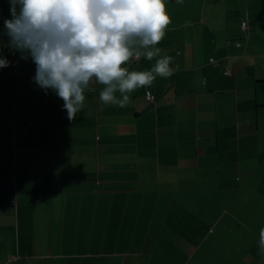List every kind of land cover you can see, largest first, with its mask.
Returning <instances> with one entry per match:
<instances>
[{
	"label": "crops",
	"instance_id": "obj_1",
	"mask_svg": "<svg viewBox=\"0 0 264 264\" xmlns=\"http://www.w3.org/2000/svg\"><path fill=\"white\" fill-rule=\"evenodd\" d=\"M165 4L172 75L123 107L93 84L69 120L9 47L0 0V264H127L115 252L137 247L140 264H188L207 224L199 264H264V0Z\"/></svg>",
	"mask_w": 264,
	"mask_h": 264
},
{
	"label": "clouds",
	"instance_id": "obj_2",
	"mask_svg": "<svg viewBox=\"0 0 264 264\" xmlns=\"http://www.w3.org/2000/svg\"><path fill=\"white\" fill-rule=\"evenodd\" d=\"M4 21L9 47L36 65L35 82L64 101L69 120L85 107L86 93L102 85L101 105L123 107L131 94L173 73L158 47L172 23L165 0H10ZM155 59L147 71H130L132 58ZM9 62L0 58V68ZM119 94V95H117ZM264 255V227L259 229Z\"/></svg>",
	"mask_w": 264,
	"mask_h": 264
},
{
	"label": "rangeland",
	"instance_id": "obj_3",
	"mask_svg": "<svg viewBox=\"0 0 264 264\" xmlns=\"http://www.w3.org/2000/svg\"><path fill=\"white\" fill-rule=\"evenodd\" d=\"M195 19L196 16L194 17ZM208 224L206 225V227L204 229H200L199 232L202 234V236L200 237V239L196 240V254L194 255V261L192 263H190L188 257L186 256V261L188 262V264H199L197 262V259L200 257L201 252L199 251V249L202 248L203 245V241L205 240V238L208 237ZM128 253H130L129 251H126ZM215 254L210 255L212 258L214 257ZM115 256L117 260H120L122 262L125 261V259L127 258V264H140L141 260L144 259V254H141V250L137 247V253L135 254H125V251H119V252H115ZM202 256V255H201ZM10 257V256H9ZM171 257L170 255L164 254V258H169ZM229 258L232 262V264H235V255H229ZM214 259V258H213ZM149 261H153L156 260L155 256H152L148 259ZM215 264V263H214Z\"/></svg>",
	"mask_w": 264,
	"mask_h": 264
},
{
	"label": "built area",
	"instance_id": "obj_4",
	"mask_svg": "<svg viewBox=\"0 0 264 264\" xmlns=\"http://www.w3.org/2000/svg\"><path fill=\"white\" fill-rule=\"evenodd\" d=\"M246 27H247V23L243 22V28H246ZM237 46L240 47L241 44L238 43ZM141 59H142V57H140L138 59L137 58H132L129 63H135V62L140 61ZM211 62L215 63L213 59L211 60ZM13 65L17 66L18 65V60L13 61ZM227 74H231V71H230L229 68L227 69ZM146 97H147V100L150 101V102H153L155 100V96L153 95V93L150 90H148L146 92ZM15 259H16V257H11V260H15Z\"/></svg>",
	"mask_w": 264,
	"mask_h": 264
},
{
	"label": "water",
	"instance_id": "obj_5",
	"mask_svg": "<svg viewBox=\"0 0 264 264\" xmlns=\"http://www.w3.org/2000/svg\"><path fill=\"white\" fill-rule=\"evenodd\" d=\"M152 107V106H151Z\"/></svg>",
	"mask_w": 264,
	"mask_h": 264
}]
</instances>
